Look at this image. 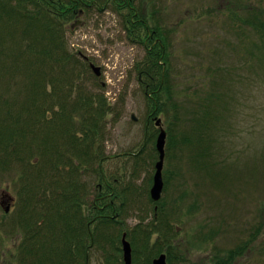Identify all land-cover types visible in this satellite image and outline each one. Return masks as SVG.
<instances>
[{
    "label": "rangeland",
    "instance_id": "rangeland-1",
    "mask_svg": "<svg viewBox=\"0 0 264 264\" xmlns=\"http://www.w3.org/2000/svg\"><path fill=\"white\" fill-rule=\"evenodd\" d=\"M93 1L106 5L101 11L85 7L84 25L71 28L73 19L67 21L64 36L66 48L74 54L81 51L101 68V75L96 76L80 59L73 66L78 78L68 81L67 87L82 85L109 103L111 112L104 116L103 135L97 139L103 148L93 165L98 170L100 157H111L102 162L108 183L103 191L120 196L95 194L101 174L93 172L91 162L80 169V187L85 191L80 204L86 220L111 203L114 211L107 209L104 214L118 213L114 221L108 217L93 222L96 240L87 250L88 264H124L123 232L132 246L133 264H152L161 253L166 254L167 264H215L218 260L219 264H264V0H134L141 7L143 24L135 23L137 19L129 22L126 13L135 6L129 10L111 0H85ZM147 27L163 31L149 36ZM156 43L165 44L166 49ZM157 62L166 65L163 79L170 85L173 100L155 86L162 79ZM7 64L6 56H0V119L13 123L18 144L15 149L0 144V196L7 192L15 199L9 213L0 208V253L8 251L7 264H72L74 246L79 255L85 227L71 216L80 211L56 208L66 193L61 196L59 164L51 179L56 197L43 201L47 209L38 223L35 212L43 207V202L36 204L38 198L52 191H44L50 185L47 174L57 164L55 157L60 156L54 150H62L61 138L66 134L63 126L58 135L45 139L40 135L45 133L42 126L25 135L18 131L26 127L17 126L18 116L27 123L37 119V82L27 84L37 71L20 63L7 69ZM140 72L150 73L153 85L143 84L150 78L145 75L139 81ZM46 87L52 90L51 85ZM27 89L37 96H28ZM215 97L227 103L214 105ZM206 99L213 109L201 115L213 125L204 137L213 164L209 157L194 160L193 147L178 148L182 128L190 125V111ZM50 100H45L46 107L40 100L39 107L53 116L58 106L52 107ZM151 116L162 118L177 145L169 155L166 133L157 221L150 188L158 160L154 145L158 130L153 121L147 124ZM65 155L82 168L77 157ZM69 169L65 165L62 170L68 173ZM22 205L27 210L24 214L18 210ZM23 223L28 227L26 239ZM154 224L165 230L164 239L149 232ZM134 230L139 236L134 237ZM247 241L243 254L228 259L227 251Z\"/></svg>",
    "mask_w": 264,
    "mask_h": 264
},
{
    "label": "trees",
    "instance_id": "trees-1",
    "mask_svg": "<svg viewBox=\"0 0 264 264\" xmlns=\"http://www.w3.org/2000/svg\"><path fill=\"white\" fill-rule=\"evenodd\" d=\"M111 1L112 4L117 5L119 7H125L129 10L133 9L132 7L135 6V9L126 13L127 17H130L129 22H131L132 19H137L135 23L143 24L144 21L141 20V7L134 5V0ZM105 2L108 3V0H105ZM84 5L87 8L95 7L96 9L101 11L103 7H105L106 3L101 4V2L96 3L94 1L86 3L85 0H69L68 3H63V0H0V24H3L0 30V56H6L8 60L7 69L9 68V65L11 66V64L16 63L14 65L16 66L20 63V65H25V67L35 66L34 68L37 71L35 76L32 77L31 74L32 78L30 77V80L27 83L30 84L32 82H37V93L38 97H40L38 98L39 102L37 104V119L35 118L33 120H30L32 123H27L26 121H24V119H21L18 116L16 121L17 126L26 125V127L23 129H17L21 132V134L24 133L23 135H25L27 132L31 131V129L36 125H38L39 127L42 126L46 134L44 133V135H42V133L40 132V135L42 136V138L45 139V137H50V135H52V137L58 135L59 127L63 126V132L66 134L61 138L63 140L62 150L58 151L59 153L57 152V150H54V154H59L60 157H55L57 164H55V167H50L51 172L47 174L48 179L50 181V185L49 187L44 188V191L52 190L54 181L51 182V179L52 174L55 171L53 169H56V166L59 164V171L61 169L60 182L62 184L61 196L65 192L66 193L62 196V202L56 204V208L59 207L60 209H62L63 207H65L66 209L73 208V211L75 212L80 211V214H78L77 216H74V214L71 213L70 214L72 217H74V221L78 226L82 224L85 227L84 237L81 236L82 243L80 244L81 250L79 255L77 251V246H74L76 251H74L72 264H83L85 262L84 258L86 257V249L89 248V246L87 245L89 243L88 240L90 239L89 233H91L92 240H96L95 231H93V233L91 230L93 222L97 221V219L98 221H100L101 219H108L109 217L98 216V214L100 213H107L104 211V209L102 211L97 210L99 212L97 214L93 213V211L96 210V207L93 206L91 210H93L92 213L94 214V216L91 215V225L89 232V220H86L85 211L82 210V204H80L83 201L82 192L85 195V191H83V188L81 189L80 187V169H84V165H86L87 162H89V164L91 162V169H93V172H98V174H101L100 166L98 165L97 170V166L93 165V163L98 160V157L101 153V148H103L101 142H99L98 140H101L103 135L102 126L105 123L104 116L111 112L109 103L106 98L102 96V94H95L90 91L89 88L84 87L82 85H79L77 87L75 86V83L67 87L68 81H71L73 77L78 78L77 73L74 71H77V69L73 66L75 64H79L80 59L83 60L85 64H88V60H85L84 58L79 56L80 53H82L81 51H77L74 54L66 48V36H64L65 23L73 17L77 10L83 9ZM8 28H11L13 33H11L10 31L8 32ZM260 28L261 27H256L257 30H259ZM161 31L163 30H161L160 28H158L157 31L156 27L155 32H152V36L153 33L156 34L157 32L160 33ZM156 44H158V48L160 47L161 49H166L165 44ZM156 44H154L153 47L150 48L149 52H151L152 49L155 48ZM157 63L159 65V68H161L159 73L161 74L162 79L156 82L155 86L161 87V90L164 91V93H166L169 98L171 97L169 95L170 85L169 83H167L166 78L163 79V77L166 75L164 69L166 68V65L164 67L159 62ZM143 75L150 77L148 78L149 80H145L143 84H145L146 87L153 85L151 83L152 76L148 72H140L139 81L142 80ZM48 84L52 86V90L47 89L46 85L48 86ZM74 91L75 96L73 95ZM35 93L30 89H27L28 96L34 95L36 97L37 94ZM48 98H50V101L53 103L52 107H54V105L58 106V109L53 111V116L46 114V108L42 107V105L41 107H39L40 100H43L42 102L45 104L46 107V105L48 104H46L45 100ZM169 99L173 100L172 98ZM223 99L224 98L221 97L219 100V97H215L214 100H212V103L214 105H217L218 103V106L220 103L222 105V102L225 103V100ZM33 100L35 101V99ZM217 100H219V102ZM210 102V99H206V103L203 102L198 107H195L190 111V125L189 128H182L183 130L181 132L184 133V135L183 137L179 138L180 143H178V148L184 149L186 146L189 149L190 147H193L191 149H194V154L191 157L194 160L209 157V163L213 164L210 156L211 153L210 151H208L209 144H206V142H204L206 138L205 131L211 130L213 125L210 124V122H207L208 120L201 115L202 112H206L209 109H213ZM221 109L223 112L226 107H224L223 105L221 106ZM20 121L22 123L18 125ZM12 128L13 123H5L4 120L0 119V144H3V147L5 148L15 149L18 143L15 138V128ZM46 129H48V131ZM177 131L178 130H176V132ZM168 134V154L171 155L170 148L175 145V141L173 138L174 134L172 132ZM201 145H204V147L201 148ZM176 146L177 145H175L174 147ZM202 149L205 151V153L202 152ZM64 152L65 154L70 153L71 157H77V160L83 163L82 168H80L79 164L77 162L75 163L73 159L65 158L64 156L66 155L64 154ZM31 153L32 150L26 153L25 156H30ZM38 156L41 157V159L43 157L41 153H39ZM38 156H36L35 160H38ZM180 157L183 158L182 156ZM104 159L105 157H100V162ZM41 161L44 165L43 159ZM24 162L30 167V163L28 161ZM65 165L70 168V171L68 173L62 170L63 166ZM117 181L115 180V182ZM65 185H67L68 187L66 191L64 190ZM102 186L103 190L106 187L108 188L105 183L102 184ZM97 188L95 189L98 192H96L95 190V194H97L98 196H101L102 194H110V192L114 193L113 197L120 196L119 192L108 191L104 193V191L100 192ZM53 190L48 193V195H45V197L43 196V198H38L39 200H37L36 204H39V202L41 204L43 201L46 200L53 201L52 198L47 199L48 196L56 197ZM65 201L68 206L65 205ZM42 205L43 207L41 209L35 211L36 213H38L39 218L40 214H43V212L45 213L47 209L46 203L44 204L43 202ZM112 205L107 206L105 210L111 209L112 211H114V204L112 203ZM24 207L25 206L22 205V208L18 209L20 210L21 214H24ZM115 215L117 217L118 213H115ZM158 216L159 207L158 211L154 215V221H157ZM115 218L110 217L109 221H114ZM24 226L25 225L23 223V227ZM157 226L156 224H154L153 227L148 229L149 232H155L159 234L158 237L164 239L166 237L165 230ZM149 232H146L148 236ZM141 233L145 234L144 231ZM135 236L139 235L138 232L136 233V231L134 230V237ZM248 246L249 241L244 242L242 246H239L236 249L227 251L228 259H233L236 258L237 255L243 254L248 249ZM215 264H219V260ZM222 264H224V262Z\"/></svg>",
    "mask_w": 264,
    "mask_h": 264
},
{
    "label": "water",
    "instance_id": "water-1",
    "mask_svg": "<svg viewBox=\"0 0 264 264\" xmlns=\"http://www.w3.org/2000/svg\"><path fill=\"white\" fill-rule=\"evenodd\" d=\"M74 27V25H72ZM96 76L101 74V68L99 66H95L93 63L89 65ZM132 119L136 120V117L132 115ZM155 125L159 128V134L156 139V149L159 155V158L155 165V173L153 176V184L150 188V197L156 203L160 200L163 191V167H164V160H165V145H166V130L163 127L162 119L160 117L155 118ZM9 205L6 207V211L9 210ZM157 210V206L155 207ZM115 217V214L112 216ZM121 244H122V252H123V261L124 264H132V247L130 242L126 239V233L122 234ZM152 264H167L166 261V254L161 253L158 257L152 260Z\"/></svg>",
    "mask_w": 264,
    "mask_h": 264
},
{
    "label": "flooded vegetation",
    "instance_id": "flooded-vegetation-1",
    "mask_svg": "<svg viewBox=\"0 0 264 264\" xmlns=\"http://www.w3.org/2000/svg\"><path fill=\"white\" fill-rule=\"evenodd\" d=\"M85 15V5H84V8H83V11L81 10V9H79V10H77L76 11V13L73 15V17L70 19V20H72L73 19V22H72V25H74V27L75 26H81V25H84V20L82 19V17ZM72 25H70V26H72ZM73 27V28H74ZM72 28V27H71ZM147 32H148V34H149V36L151 35L152 36V32H155V30H151V28H149V27H147ZM151 33V34H150ZM82 57V56H81ZM83 58V57H82ZM88 65H89V61H88ZM90 67V66H89ZM155 117L156 116H154V117H149L148 118V120H147V124H149L150 122H152L153 121V123H154V120H155ZM146 124V125H147ZM154 126H155V124H154ZM156 127V126H155ZM157 128V130H158V132H159V128L158 127H156ZM112 157H116V156H112ZM111 157L110 156H108V157H105V159L104 160H108V159H110ZM104 160H101V162L102 161H104ZM102 180H103V183H100L99 185H98V188L97 189H99V191L100 192H102L103 191V186H102V184H106V186H108V183H107V180H106V178H104V176H102ZM109 189H111L112 190V188L111 187H109ZM110 194H111V192H110ZM107 195L108 194H102L100 197H107ZM15 204V199L12 197V195H10L9 193H7V192H5V193H1V196H0V208L4 211V213H9L10 212V210L12 209V206ZM10 206L9 207V210L8 211H6V207L7 206ZM110 205H112V203L110 204ZM113 206V205H112ZM107 208V206H105V208H103L104 209V211H105V209ZM102 209V210H103ZM25 212H27V210L25 209L24 210V212L23 213H25ZM37 214V216H38V213H36ZM156 214V211H154V215ZM98 216L99 217H108V215L107 214H104V213H100V214H98ZM89 221H88V230H89V232H90V223H91V214H90V217H89V219H88ZM41 221V219L39 218V217H37V223L38 222H40ZM27 228L28 227H24V229H22V231H23V233H24V236H25V239H26V237H28V232H27ZM90 234V239L88 240L89 241V243L87 244L88 246H90V245H92V243H93V240H92V238H91V233H89ZM88 249H86V262H85V264H88V262H87V251ZM4 252H2V253H0V263H2V264H7V263H9L10 262V260H9V257H8V251H5V253L3 254Z\"/></svg>",
    "mask_w": 264,
    "mask_h": 264
}]
</instances>
